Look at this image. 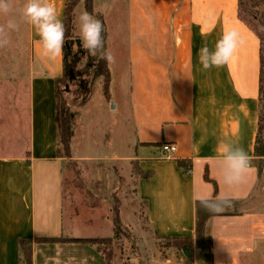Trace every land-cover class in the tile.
Returning <instances> with one entry per match:
<instances>
[{"label":"crops","instance_id":"1","mask_svg":"<svg viewBox=\"0 0 264 264\" xmlns=\"http://www.w3.org/2000/svg\"><path fill=\"white\" fill-rule=\"evenodd\" d=\"M97 1L93 0L95 12ZM66 2L52 0L62 21ZM102 2L109 8L121 2L127 11L125 23L137 33L129 47L132 70L127 97L135 138L133 153H121L113 128L107 145L112 166L103 175L105 169L97 161L99 154L75 149L74 131L71 158L81 164L90 159V176L85 180L89 190L96 196H120L131 190L136 201L134 220H141L139 209L144 207L150 234L162 239H193V257L188 264H264V194L259 193L264 168L261 170V158L255 155L261 39L239 16V0ZM96 13L105 20L106 13ZM226 28L238 30L244 44L230 65L203 71L199 49L204 44L214 48ZM202 31L206 35L202 36ZM29 32V103L18 121L23 138L29 141L28 148L12 155L4 154L0 148V264H27L23 239L31 245V264H111L98 244L37 241L60 236H108L78 234L74 229L77 217L66 221L65 185L70 168L66 157L58 153L55 120L56 79L64 72L63 55L55 60L45 57L32 25ZM143 36L149 42L152 39V51L141 42ZM108 39L107 32V50ZM111 82L110 101L114 102ZM110 101H103L104 111L111 103V109H116L117 104ZM0 108L1 147V140L10 138L11 131L1 98ZM166 142L177 145L174 158L164 156L162 144ZM225 145L241 146L252 158L253 171L240 185L229 187L223 181L220 151ZM124 161L131 166L127 174L121 171ZM133 162L151 175L135 172ZM200 195L210 199L228 196L237 202L235 208L207 220L205 232L211 237L210 250L199 247L195 240L196 197ZM120 219L124 225L134 226L127 221L123 209Z\"/></svg>","mask_w":264,"mask_h":264},{"label":"rangeland","instance_id":"2","mask_svg":"<svg viewBox=\"0 0 264 264\" xmlns=\"http://www.w3.org/2000/svg\"><path fill=\"white\" fill-rule=\"evenodd\" d=\"M24 2L25 0H17L18 30L10 33V45L0 48V98L7 107L6 120L11 131L10 138L1 140L0 148L7 155L25 151L29 142L23 138L24 134L18 123L19 119L23 118L29 103V80L26 76V68L30 61L26 59V50L31 25L19 13ZM80 2L81 4L78 6ZM78 4L73 11L74 21L81 11L86 10L85 0H79ZM103 5L104 2L98 0L95 9L106 13V31L109 34L108 50L115 57L114 62L109 64V68L112 75L111 92L114 102L117 104L116 109H111V103L109 108L104 111L103 101H110L103 94L105 77L98 74L99 62L97 63L96 58L88 56V54L86 60L85 57L82 58L74 68L69 70L68 75L61 79L60 89L64 107L72 113V129L73 132L76 130L77 136V140L74 141L75 149L77 151L80 149L82 153L99 154L97 161L104 167L103 175H105L107 167L112 166L111 158L107 153L109 151L107 145L113 128L119 151L124 154L133 153L132 142L135 132L133 131L132 110L127 97L131 83L130 70H132L129 65V60L132 58L129 47L137 33L132 30L129 24L125 23L127 11L121 2L110 8L107 7V9ZM245 8L246 10L242 9V15L264 36V29L257 21V15L262 11L263 5L250 6L247 2ZM96 12L94 11L93 14L98 18ZM6 20L7 17L0 16V24H5ZM74 34L79 35L75 23ZM150 40L151 42L148 39L145 40V36H143L141 42L146 44L148 50L152 51L153 41ZM111 101L113 102V100ZM91 136H93L92 139ZM262 137L264 138V128ZM128 142H131V147L127 146ZM62 155L65 156L63 148ZM66 159L70 168L65 185L66 221L68 222L71 217H77L74 221V229L78 234L85 236L107 235L108 237H100L108 238V240L101 242L99 248L103 255L111 261V264H188L191 262L185 253L186 250L189 251L186 247H177L172 245L174 243L171 240L150 234L145 222L144 207L139 209L141 220H134L133 211H135L136 201L131 190L120 196L116 193L96 196L89 190L85 182L90 176V159H84V164L78 163L72 158L66 157ZM137 166V163L133 162L132 167L135 172ZM260 166L262 170L264 158L260 159ZM129 167L131 166L128 162H121L123 174H127ZM259 193L264 194V173L261 177ZM232 208H235V204L229 209ZM121 209L124 210L127 221L133 224V227L123 224L120 219ZM116 217L119 219L117 231ZM204 241L207 243L206 236Z\"/></svg>","mask_w":264,"mask_h":264},{"label":"clouds","instance_id":"3","mask_svg":"<svg viewBox=\"0 0 264 264\" xmlns=\"http://www.w3.org/2000/svg\"><path fill=\"white\" fill-rule=\"evenodd\" d=\"M103 7L107 9L108 4L105 3ZM16 11L17 0H0V16L7 17L6 23L0 24V48L8 47L11 43L10 33L18 30ZM19 13L36 29L45 57L55 60L63 55L66 28L52 0H25ZM74 23L79 30L81 46L88 56L96 58L97 63L100 60L109 64L114 62L115 57L105 48L103 36L105 25L96 15L86 10L81 11ZM201 35L206 34L202 31ZM243 44L244 39L238 30L226 28L216 41L214 48L210 49L207 44H204L199 49L198 59L202 70L207 71L230 65ZM73 51H78L76 45H73ZM220 155L223 161L224 183L229 187L244 183L253 171L252 158L244 148L237 145H225ZM196 199L203 208L217 214L224 212L232 204L228 196H217L215 199H210L207 195H200Z\"/></svg>","mask_w":264,"mask_h":264},{"label":"trees","instance_id":"4","mask_svg":"<svg viewBox=\"0 0 264 264\" xmlns=\"http://www.w3.org/2000/svg\"><path fill=\"white\" fill-rule=\"evenodd\" d=\"M79 0H67L65 12H64V18L63 23L66 28V42L64 45L63 50V62H64V72L63 75L56 79V99H57V106H56V116L55 120L58 125V132H59V149L58 153L59 155H62V148L64 150L65 156L68 158H71V141L73 137V129H72V113L65 109L63 98L61 95V89H60V82L63 77L67 76L69 73V70L71 68H74L76 64L81 61L82 58L87 56V52L82 48L79 35L74 34V8L78 4ZM249 2L250 6L255 5H263L262 11L257 15V21L258 23L263 27L264 29V0H239V16L241 19H243L260 37L261 39V79H260V116H259V127H258V134L257 139L255 143V155L264 158V138L262 137V131L264 128V36L263 33L260 32L257 28L253 27L246 18L242 15V9L246 10L245 5ZM85 7L86 10L89 13H94V7H93V0H85ZM98 15V19H100L104 25L105 20L104 17L100 13H96ZM104 41H105V48L107 49V31H106V25H105V31L103 33ZM73 45H76L78 51H73ZM99 75H103L105 77L104 86H103V94L104 97L109 100L110 99V82H111V71L109 68V63H107L104 60L99 61ZM179 164L184 165L182 160H179ZM186 169L188 167L186 166ZM135 170L138 174H141L143 176H150L151 173L145 172L139 168V166L135 167ZM206 178L208 179V176L206 175ZM216 198V197H215ZM212 198V199H215ZM232 204H237V202L233 199ZM228 207L227 209H229ZM197 209V216H196V231H195V240L199 247H202L206 250H210L211 247V237L206 235L205 232V226L207 220L213 216L217 215V213H212L203 208L199 201H197L196 204ZM226 209V210H227ZM220 214V213H218ZM115 227L118 230L119 226V219L116 217L115 219ZM207 237V243L204 241V237ZM168 240L173 241L174 244L177 247L183 248L186 247L190 255L188 256V260H192V249H193V239L189 237H169ZM108 238H67L64 236L60 237H50V238H37V241H54V242H60V241H78V242H88L92 244H100L101 242L107 241ZM21 245L25 251L26 254V262L27 264L32 263V249L31 245H28L27 242L23 239L21 240Z\"/></svg>","mask_w":264,"mask_h":264},{"label":"built area","instance_id":"5","mask_svg":"<svg viewBox=\"0 0 264 264\" xmlns=\"http://www.w3.org/2000/svg\"><path fill=\"white\" fill-rule=\"evenodd\" d=\"M162 151L166 158H174L177 151V145L175 143L166 142L162 144Z\"/></svg>","mask_w":264,"mask_h":264},{"label":"water","instance_id":"6","mask_svg":"<svg viewBox=\"0 0 264 264\" xmlns=\"http://www.w3.org/2000/svg\"><path fill=\"white\" fill-rule=\"evenodd\" d=\"M185 253H186V255H188V256L190 255V252H189V251H187V250L185 251Z\"/></svg>","mask_w":264,"mask_h":264}]
</instances>
